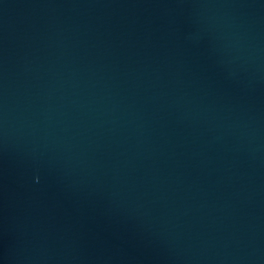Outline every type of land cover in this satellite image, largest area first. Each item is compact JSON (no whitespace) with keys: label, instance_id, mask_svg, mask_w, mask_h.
<instances>
[{"label":"water","instance_id":"obj_1","mask_svg":"<svg viewBox=\"0 0 264 264\" xmlns=\"http://www.w3.org/2000/svg\"><path fill=\"white\" fill-rule=\"evenodd\" d=\"M0 264H264V0H0Z\"/></svg>","mask_w":264,"mask_h":264}]
</instances>
